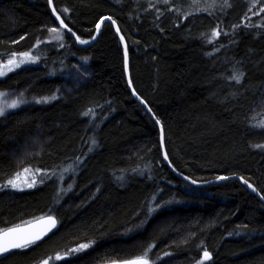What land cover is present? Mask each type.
Returning <instances> with one entry per match:
<instances>
[{"label": "trees", "instance_id": "obj_1", "mask_svg": "<svg viewBox=\"0 0 264 264\" xmlns=\"http://www.w3.org/2000/svg\"><path fill=\"white\" fill-rule=\"evenodd\" d=\"M52 3L87 43L49 0H0V63L38 57L0 80L34 100L0 118V229L58 221L0 264H264V201L176 174L264 196V0ZM107 17L160 123L113 25L89 45ZM25 168L34 188L7 185Z\"/></svg>", "mask_w": 264, "mask_h": 264}, {"label": "snow or ice", "instance_id": "obj_2", "mask_svg": "<svg viewBox=\"0 0 264 264\" xmlns=\"http://www.w3.org/2000/svg\"><path fill=\"white\" fill-rule=\"evenodd\" d=\"M51 2L52 0H49V3ZM225 3L227 4V0H225ZM260 10L264 12V8H261ZM52 11L54 14L56 13L55 8H53ZM64 11L67 12L68 9H64ZM56 19L59 20L61 27L68 28L64 20L61 19L59 15H56ZM107 19H111V17H107ZM113 23H115V21H113ZM96 27L97 29H99L100 25L97 24ZM49 31L51 33H59V29L56 27L50 28ZM68 31L71 32L72 29L68 28ZM72 34L75 35V33H72ZM219 34L220 33L218 31H215L213 33V35H216V36H218ZM56 38L62 39L63 37L57 35ZM21 39H23V37H21ZM76 39L80 40V43H87V41L81 40L79 36H77ZM93 39H95V37H93ZM121 39H123V37H121ZM12 55L16 56L17 54L13 53ZM19 55L22 57L28 58V59H33V60L38 59V57L36 58L31 57L28 52L19 53ZM125 60H127V50H125ZM24 62H25L24 60L17 61L15 59H9L7 62V65L0 67V75L4 74V68H8V70H11L12 66L19 67V65ZM241 76L242 74L234 75L231 77V79H234L236 80L237 83H239ZM129 83H131V81H129ZM2 95L4 94L0 93V96ZM44 99H47V98H44ZM18 103L19 102L17 101H13L11 104L8 105V107L16 108L18 106ZM4 111H5L4 107L0 106V116L4 115ZM149 111H151L150 108H149ZM85 114L87 115V113ZM157 123H160L159 120H157ZM261 126H264V125H261ZM161 131H163V129H161ZM257 147H264V146L257 145ZM167 158H168L167 154L165 153V159ZM23 171L24 173H28L30 170L28 168H25ZM36 171H39V169H37ZM220 179H224V177H220ZM241 179L243 180V178ZM193 183H196V181H193ZM244 183L248 184V187L252 188L254 192L257 191L256 188H254L250 183H248L247 180H244ZM24 184H26L27 187H32L35 184V180L29 181L27 176H25L22 179L20 173H16L14 177L9 178L7 180V185H10L12 188H22ZM261 199H264V196H262ZM55 224H56L55 218L49 215L47 217L39 218L37 223H33L27 227L17 225V226H13V227L6 228V229H0V253L8 252L9 250L15 249V248L27 247L31 244H34L36 241L42 239L43 236L47 235V233L51 231V229L55 226ZM88 246H89L88 244H81L79 245L77 249H73L72 251H79L81 249L87 248ZM203 256H204V259H210V253L207 251L204 252ZM56 259L57 260L63 259V256H61V254L58 253L56 256ZM42 264H49V261L44 260ZM113 264H117V262H113ZM119 264H150V261L147 257V252H145L141 256H138L132 260H126V261L119 262Z\"/></svg>", "mask_w": 264, "mask_h": 264}, {"label": "water", "instance_id": "obj_3", "mask_svg": "<svg viewBox=\"0 0 264 264\" xmlns=\"http://www.w3.org/2000/svg\"><path fill=\"white\" fill-rule=\"evenodd\" d=\"M50 6H51V9L53 10V3L51 2L50 3ZM57 14L55 13V16H56ZM57 20V19H56ZM105 23H110V24H112L113 25V27H114V29L116 30V32H117V34L119 35V37L121 38V37H123V35H122V33H121V31H120V28L118 27V25L116 24V23H113V20L112 19H106V20H104L103 22H101L100 23V27H99V29L97 30V33H96V37H95V39L91 42V43H89V45H93L97 40H98V38H99V36H100V34H101V32H102V29H103V26H104V24ZM57 24H58V26L59 27H61L60 26V22H59V20H57ZM62 29H64L66 32H68V33H70L72 36H74L75 38H76V35H73L72 33H74L73 31H71V32H69L68 31V28H63V27H61ZM122 41H123V44H124V47H125V50H127V60H126V76H127V81H128V84H129V87H130V89H131V91H132V93L135 95V97L137 98V100L143 105V107L146 109V111L149 113V115L155 120V121H157V119H156V117L154 116V114L152 113V111H149V106L141 99V98H139L137 95H136V93L134 92V90H133V88H132V84L131 83H129V81H131V77H130V58H129V52H128V48H127V45H126V42H125V40H124V37H123V39H122ZM89 45H84L85 47L86 46H89ZM83 46V45H82ZM143 101V102H142ZM162 132V149H163V152L164 153H166V146H165V140H164V133H163V131H161ZM165 161H166V163L167 164H169V161H168V158L167 159H165ZM170 165V164H169ZM176 174L177 175H179L184 181H186V182H188L189 184H191V185H193V186H195V187H206V186H210V185H216V184H219V183H221V182H224V181H227V180H232V179H236V180H238V181H240L241 183H243L244 185H246V186H248V184H245L244 183V180H242L241 178H237V177H231V178H228V179H218V180H214V181H211V182H208V183H193V181L192 180H190L189 178H187V177H185V176H183V175H181V174H178L177 172H176ZM251 190H252V188H250ZM252 192L253 193H255L256 195H258V197L261 199V195L257 192V191H253L252 190ZM262 201H264V199H261ZM39 220V219H38ZM38 220H36V221H34V222H32V223H29V224H26V225H22V226H24V227H27V226H29V225H31V224H33V223H37V221ZM56 220V219H55ZM57 227H58V221L56 220V224H55V226L51 229V231H49L48 233H47V235H45V236H43L42 237V239H40V240H38V241H36L34 244H31V245H29V246H32V245H35V244H37V243H40V242H42V241H44V240H46L56 229H57ZM29 246H27V247H29ZM27 247H23V248H15V249H11V250H9L8 252H4V253H0V257H3V256H6V255H8V254H11V253H13V252H16V251H19V250H21V249H24V248H27ZM113 264V263H112ZM117 264H119V262H117Z\"/></svg>", "mask_w": 264, "mask_h": 264}, {"label": "rangeland", "instance_id": "obj_4", "mask_svg": "<svg viewBox=\"0 0 264 264\" xmlns=\"http://www.w3.org/2000/svg\"><path fill=\"white\" fill-rule=\"evenodd\" d=\"M152 1L162 2V1H168V0H152ZM30 56L32 57L31 54H30ZM11 59H15L17 61L24 60L25 62L22 63V64H20L19 67L12 66L11 70H8V68H4V74L3 75H0V80L3 79V78H5V77H7L11 73L16 72V71L22 69L25 66L33 65L34 62H35L33 59H28V58L22 57L20 55L13 56ZM7 62L0 63V67H2L4 65H7ZM0 93H3L4 94V95L0 96V106L4 107V109H5L4 115L0 116V118L6 116L8 113H10V112H12V111H14V110L22 107V106H25V105L29 104L30 102H33L34 101L32 98L25 99V98H22V97H17L15 95H13L11 93H7V92H1L0 91ZM13 101L19 102L18 103V106L16 108H10V107H8V105L11 104ZM20 174H21V178L22 179L25 176H27L29 181L35 180V184L32 187H27V185L24 184L22 186V188H16L18 190H29V189H32V188H34L40 182L39 175L36 174L33 171H29L28 173H24V171H21ZM49 264H51V263H49Z\"/></svg>", "mask_w": 264, "mask_h": 264}]
</instances>
